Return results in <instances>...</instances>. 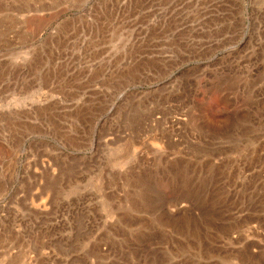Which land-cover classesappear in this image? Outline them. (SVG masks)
<instances>
[{
    "label": "rangeland",
    "instance_id": "374dc122",
    "mask_svg": "<svg viewBox=\"0 0 264 264\" xmlns=\"http://www.w3.org/2000/svg\"><path fill=\"white\" fill-rule=\"evenodd\" d=\"M0 264H264V0H0Z\"/></svg>",
    "mask_w": 264,
    "mask_h": 264
},
{
    "label": "bare ground",
    "instance_id": "6f19581e",
    "mask_svg": "<svg viewBox=\"0 0 264 264\" xmlns=\"http://www.w3.org/2000/svg\"><path fill=\"white\" fill-rule=\"evenodd\" d=\"M35 11V10H34Z\"/></svg>",
    "mask_w": 264,
    "mask_h": 264
}]
</instances>
